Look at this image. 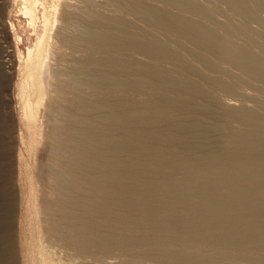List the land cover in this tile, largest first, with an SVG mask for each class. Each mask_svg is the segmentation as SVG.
Returning <instances> with one entry per match:
<instances>
[{
    "label": "bare ground",
    "instance_id": "obj_1",
    "mask_svg": "<svg viewBox=\"0 0 264 264\" xmlns=\"http://www.w3.org/2000/svg\"><path fill=\"white\" fill-rule=\"evenodd\" d=\"M38 1L40 0H25L24 3L25 5L22 7L23 13L22 12L21 13L22 14L32 13V11L35 10V6H37L38 3L41 5L43 9L42 10L43 18L41 17V19L44 22L43 24L44 30L42 33L39 34V32H36V29L34 28L35 24L33 25V28H29L31 29V33L30 31L29 33L30 34L33 33L34 35V42L31 46L28 45V47H26L25 55H24V63L27 66L26 69L29 67L28 70L32 71L34 65L39 66V70L38 72H36V74L38 73L36 75V77L38 76L36 80H38L39 93L43 99L44 94H47L48 91H52L55 88V81L60 77H62L61 74L63 73L60 72L61 73L60 74L57 72V70H55L58 66V65L56 66L57 61L55 59L59 58L62 61V58L55 56L54 54L55 51L53 52L50 46L48 47V44L46 45L48 48L45 47L46 30L49 23V18L51 17V15L49 16L46 15L45 13L46 11L45 8L47 6L45 5V3L47 0L46 1L41 0V2ZM51 1L53 2V0ZM141 1L140 0L137 1V3L141 2L143 4V6H140L141 9H138V11L140 12V14H146V16L144 15L145 16L144 22L151 24L150 27L151 26L158 27L160 32L163 33L165 36L172 37L176 41L178 48L171 47L169 44L166 43L165 40L161 41V40L149 38L143 33L141 34L137 31L131 34L129 33L130 36H124L121 31L122 29H116L115 32L113 31V34H111V32L108 31L99 32V30L97 29L95 30L94 28L90 29L91 31H89L88 30L89 26H85V21L82 18L79 19V21L75 19L76 10H72L73 6H75V2L73 5L70 2V0L58 1L60 6L59 7L56 6L57 8H55L56 10L52 15L51 22L53 26L51 27L53 28L54 31L52 34H50V38L52 39L50 43H53L54 45H58V44L64 46L68 45V48H70L71 50V52L68 51L70 52L69 54L71 56H74V53L76 51V44L74 37L75 30L76 28L83 27L86 29L84 32L85 36L89 35L90 37L89 40L91 41V48L97 49L98 51H100L101 53H105L106 55V58L100 61H97L95 58L91 56H90L91 60L88 61V59L86 58L87 55L86 56L80 55V57L82 56L81 59L83 63L81 64L82 66L78 68V72L76 71L75 67L77 66L78 63L77 60L79 61V59H76L77 56L73 57L71 61L67 60L69 62V63L67 62L68 63L67 68L70 71L68 69L66 70L65 68V70L68 71V73L69 72L70 73L66 74L67 72L64 71L66 72L65 73L66 77H64V79L67 80L68 86H70L71 91L73 90L75 93H81V95L74 94L73 97L71 98V104L73 105V107L81 111L90 110L91 113L101 112L98 113V116H96L98 120L95 123L92 121H88L86 118L81 120V122H84V125L87 124V127L89 129L88 134L86 132V126H85V131L81 132L80 134L81 137L79 139L75 138L74 144L70 147V150L76 154V158H77L76 162L71 165V168H73L76 173L73 179H71L70 182H67L65 184V197L68 199V202L71 204V206L72 205L77 206L79 215L76 213L78 216L75 215L74 219L78 218L80 223L66 225L67 226L66 228L69 232L65 234L66 240L64 241V244L66 246V249L69 248V250L71 249L73 251H76V253L79 252L83 256L84 253L87 254L86 248H87V244L89 243L90 246L95 247L96 251L100 253L99 256L97 257L98 259L96 260H102L101 258H104L106 255L110 254L109 252H108L109 254L107 253L105 254V251H113V253L111 254V258L112 257L118 258V260H120L119 258L122 257L123 260L130 259V260H134L136 263L139 264L145 262L147 264H200L204 261H207L208 258L213 259L214 261H219V263L222 261L227 264L233 262H235L236 264H240L238 260L232 259V256L228 253H223V252L217 253L215 251V248L213 247L214 243L212 242L203 245L199 243H192L189 240H187L188 237L186 234H184V230L186 229L185 225H187V222L184 218H188L191 221L202 222L203 219L205 218V215L203 214V212H197V211L183 212V214H173V212L170 209H168L167 206L164 204V199L170 198L175 200V202L179 203V202H183L184 199L187 197H192L193 199H198V201L202 202L204 207H207V210L215 211L217 209L218 213L223 209L222 202L224 200L246 203L247 206L245 208V214H244L246 218L244 220L240 219V221H244L249 224L247 231L246 230L243 231L238 228V224L236 222L237 218H233V220L229 224L224 225V222H222L221 224H217L220 226H215V227H221L222 225L221 229L224 234L222 233L223 235L221 237V241H224L226 243L236 242L240 246L246 243L247 246L252 245L254 247L264 248V186H263L264 185V116L263 114H259L253 111L250 107H248L249 105L246 106L245 104H241V106L238 107V109H236V108H232L231 103L229 104L225 99H224L225 102L221 101L224 104H226L227 107H230L232 109V111L230 110L231 117L234 120H236L241 127H244L245 129L243 131L240 130L239 128L238 129L226 128L225 130L229 132V139L228 142L226 141L227 143L225 144V146H223V148L230 146L233 147L238 152L242 151L243 153L245 152L246 154L257 155L255 156V159L252 162L251 168L244 165L243 160L239 157L241 153H238L239 155L238 156L235 152H233L234 153L233 155L229 156L228 160H220L218 158L204 156L194 160L184 159L181 161L180 158H178L173 151L166 152L168 149L165 148L161 149L160 148L161 146L160 147L158 146V144L163 142L176 143L181 137V136L179 137L176 133H173V130L177 128V123H178V122L175 123L174 121V111H176L177 109L175 107V103H174L175 101L172 100L159 101V100H155L156 98L152 101L151 99H146L145 97L144 99H142V101L135 103L131 100H128L127 98L125 99V98L113 96L112 94H110V92L114 89L116 90L125 89V90H132L137 94L145 95L146 92L147 93L154 92L155 90L153 89V87L155 85L166 83L165 81H163L165 74L162 72H159L161 74H155L154 75L155 78L149 80L150 83L147 84L143 83L142 81L140 82V79L136 75L129 74V72L121 76L113 75L112 73L113 70H120V71L124 70L123 68L124 66L127 65V63L126 61L122 60L121 57L122 56H124V58L127 57V55L129 54V50L131 48L137 50L139 53L141 52L148 56H159L165 61L172 62V64L176 66L179 71L186 72L191 75L193 74L196 76H199L202 73L193 66L184 62L183 57L181 56L182 52H185L186 55H190L196 59L198 58L200 60H203L208 66H210V68L213 69H215L216 65L219 64L220 62L222 64L225 63L227 78L225 81L223 80L224 82H216L217 80H214L213 78H209V80L213 84H215V87L216 86L219 87V89L225 91L224 93H226L232 90L233 85L240 84L245 86L248 83L253 82L255 83L257 91H264V59L260 58L251 49L250 44L254 43L257 32L248 26V23L253 22L259 27L263 28L264 31V16H262L263 14L261 15L260 13L264 11V0H216L220 4L224 5L228 12L241 19V22L237 24L231 23L227 18L224 19L215 18L210 12L209 8L207 9L206 7L200 5L196 0H141ZM157 2L161 3L164 6V8L169 6L175 8L177 12H182L183 14L186 13L197 16L203 19L204 21L209 22L211 26H207L195 22L193 20H189L188 18L181 16L177 12L174 14H170L167 13L164 9L163 11H159L160 6L156 7L154 5L158 9L156 10L153 8V4L154 3L157 4ZM137 3H135L136 5L134 4L133 5L137 6L138 5ZM21 5L22 4H20V6ZM137 8H139V6ZM17 9L15 14L16 13L20 14L19 12H17ZM114 18L115 19L112 18L113 21L116 22L119 26L121 25L123 26V24H128V26H131L130 23H128L125 20H122L121 18H116V17ZM25 22H22V24L23 23L25 24ZM18 23H20V21ZM28 25L24 27H28ZM24 27L23 29H25ZM0 31H2V27ZM15 39L19 40V38H15ZM29 42L31 43L30 40ZM212 43H216L221 48V57L216 61L211 60V58H207L203 51V48L205 46H208ZM63 47L61 46V48ZM58 48L60 49L61 52L60 46ZM63 49L65 50V48ZM3 51H4L3 45L0 43V88L1 87L4 88L5 86L4 80L6 77L4 76V70H3V66H4ZM65 51L67 53V50ZM49 53H51L50 56L53 55L57 57V58H52L53 56L51 57L53 60L56 61L54 62L56 63L55 64L56 68L54 67L55 69L53 70L51 69L52 67L50 68L48 66L49 64L47 63L50 58L48 57L49 59L47 61V57L44 56L45 54H47L48 56ZM110 53L114 55H111ZM61 55L63 56L65 54L62 53ZM61 55L59 53V56ZM63 58L65 59V56H63ZM86 60L87 63L97 62L98 64L104 66L105 69L101 71L98 70V71L90 72L89 74L86 73V71L84 70L81 71L80 68L83 67V65H86L85 64ZM63 63L65 64L66 62L63 61ZM63 63L61 62L58 64L62 65ZM131 63L132 62H130V65L133 64ZM135 63L136 65L138 64V66L141 65L144 70L148 69V67L152 65L150 63H149L150 65H148L146 62H142L139 60H137L136 62L134 60V64ZM63 66H59V67L64 68ZM133 66L135 68V65ZM79 72L83 74V76H91L92 79L90 84L88 83V81L83 80V76L81 79H79ZM156 73L158 72L156 71ZM30 74L31 72L27 74L26 71L25 77L26 76L28 77V75ZM152 74H154V72ZM47 78L52 79L53 81L52 86H50L51 84L48 85V83H52V81L51 82L49 80L46 81ZM142 79H144V77ZM171 79H175V78L171 77ZM170 81L169 84H167V86L170 85V83H173V81L172 82ZM177 81L179 82L172 84L175 88H178L180 90H186L190 92L191 95L193 94L207 99L215 98L209 90L203 88L194 81L181 82L178 79ZM108 82H110V84H108ZM139 82L141 84L143 83L142 86ZM29 84H31V82ZM86 85H91L90 91H95L98 93L102 91H107L109 93L108 94L109 96L104 97L103 100H90L89 102H87L86 101L87 98L85 99V94L87 92L86 93L84 92L86 90ZM41 103L43 104V106H45L43 100ZM71 117H72V124L73 123L75 124V122H77L74 120L77 118L76 115L73 114L71 115ZM159 123L166 124L165 130L157 126ZM79 124H83V123H79ZM196 125L197 123H193V126ZM181 126L182 125H180L179 127ZM213 127L216 126H207L205 128L206 130L211 132L218 130V129L216 130ZM125 128H129L131 130L133 137L136 139L133 145L130 147H127L128 145H130L127 142H121L119 140L112 141L110 139H107L106 138L107 136L105 137L103 134H94L92 132V130H99L102 133H105L110 129L121 130ZM147 128H150L151 131L146 130ZM72 129L74 131H77V129L75 130L74 126H72ZM146 138H150V140L159 143H156L153 146H149L143 142L145 141ZM90 146L93 147L92 149L93 151L91 150L93 155L96 154L94 147H101L103 150H105L106 155H100L104 159H102L101 161H97L96 164H91V163L86 164L85 162L86 155H88V152H90ZM188 149H189L188 147L185 148L186 151H188ZM227 150L225 152H227ZM194 163L201 164L207 167L208 175L205 174L206 177L204 178L201 175V177L204 179V184L203 182H201L203 185L197 184L195 182L197 176H196V170L193 169V167L195 166ZM116 169H121L120 173H117ZM178 170L187 171L189 173L187 174L189 176H187L186 179L185 177H183V179L185 180L182 182L175 180L176 178L179 177H176L175 179L174 177L172 178L174 171H178ZM163 175H166V178H163ZM201 177L199 180H201ZM205 178H206V182H205ZM100 180L107 182L111 186L121 188L123 189V191L127 188L128 190H130L131 188L135 187V192L137 191L140 197L145 196L147 198L145 201L144 200L141 202L139 201V204H145L149 208L150 207L159 208L162 212H164V216L166 215V218L171 220L158 221L151 216H144L142 214H135L132 217L130 216L128 217L125 216L126 214L121 215L119 213H116L117 210L116 208H114L116 211L115 212L113 211L114 212L113 214H111L110 212L107 214V216L105 215L107 218L101 217L102 218L101 222L102 224H104L103 226L106 225L108 226V228L111 229L112 231L111 237L109 235L108 236L105 235V233L102 234L101 232L103 231L100 232V230L93 229L92 227L91 229L88 228L87 227L88 224L86 225V219L92 220L94 218L93 217L92 219H88V214L90 213L88 209L86 210V203L88 204L89 202L87 194L90 191L93 192V188L89 187V183L97 187V183L99 182L100 184ZM241 182H245L247 184L246 188L240 186ZM206 191H211L213 194H215V196L210 197L212 193L208 192L209 194L211 193L209 195L206 194ZM81 193H85L84 196H82ZM255 196H261V198H259L257 201L255 199ZM133 197H135V195ZM118 198L115 196L114 198H107L106 196L105 198H103L104 199V202L102 201L103 205L109 206V205L118 204V205H123L125 207H131L132 202L135 201L134 200L135 198L131 199L130 197L128 198L121 197L119 199ZM98 204H96V206ZM76 210L77 209H75L74 211ZM225 210L226 208L222 210V213L225 212ZM70 213L74 214V212L72 211H70ZM64 216L67 218L66 221L68 222L70 221L69 223L73 222L72 214L67 213ZM241 216L242 215H239L238 217ZM98 218L100 217H97L96 220ZM199 224H204V223H199ZM208 241L209 240H207L206 238L205 243H208ZM212 251L214 253L210 254ZM134 252L135 254H133ZM203 254L205 255V257L203 256ZM77 255L79 254L77 253ZM41 256L42 257L40 258L41 259L40 264H72L70 261H65V260L61 261L59 260V258L58 260H56V257L54 259L56 262H54L52 259L53 256H51L47 252H42ZM256 258L264 259V257H256Z\"/></svg>",
    "mask_w": 264,
    "mask_h": 264
},
{
    "label": "rangeland",
    "instance_id": "obj_2",
    "mask_svg": "<svg viewBox=\"0 0 264 264\" xmlns=\"http://www.w3.org/2000/svg\"><path fill=\"white\" fill-rule=\"evenodd\" d=\"M18 1L0 0V22L2 23H0V30L2 27V31H0V43L3 45L4 48L3 70L4 76H6L4 80V88H0V264H40L42 252H47L51 256H53L52 259L54 262H56L54 260L56 257V260H58L59 258V260L61 261H70L72 264H139L136 263L134 260H123L122 257L119 258L120 260H118V258H111V254L113 253V251H105V254H110L106 255V258H101L102 260H96L98 259L97 257L100 253L96 251L95 247L90 246L89 243L87 244L86 248L87 254H83L84 257L79 252H77L79 254L77 255L76 251H73L71 249L69 250L68 247V249H66V246L64 244V241L66 240L65 234L69 232L66 228V225L80 223L78 218L74 219L75 215H79L77 206H71V204L68 202V199L65 197V184L67 182H70L76 173L74 169L71 168V165L76 162L77 158L76 154L70 150V147L74 144L75 138L79 139L81 137L80 134L81 132L85 131V126L86 132L88 134L89 129L87 127V124L84 125V122H81V120L86 118L88 121H92L95 123L98 120L96 116H98V113L101 112L91 113L90 110L81 111L75 109V107H73V105L71 104V98L74 94L81 95V93H75L73 90L71 91L70 86H68L67 80L64 79V77H66V72V74L70 73L66 71L68 69L67 64L69 63L68 61H71L73 59V57L77 56L76 59H79V61L77 60L78 63L75 67L76 71L78 72V68L82 66L81 64L83 63L81 59L83 55H87L86 58L88 59V61L91 60V57L95 58L97 61H100L106 58V55L105 53H101L97 49L91 48V41L89 40L90 37L89 35L85 36L84 32L86 29L83 27L76 28L75 30L74 37L76 51L74 53V56H71L69 54L71 50L70 48H68V45H54L53 43H50L52 41V39L50 38V34H52L54 31L51 27L53 26L51 22L52 15L56 10L55 8L60 6L58 1L61 0H53V2L51 0H47V2L45 0V5H47L45 8V13L46 15H51L46 30L45 47H47L46 45L48 44V47L50 46L51 50H53V52H56H54L55 56L61 57L62 61L59 58L55 59L57 62L53 60L52 58L57 57L53 55V57L50 56L51 53H49L48 56L47 54H45L44 56L47 57V61L50 58L49 61L46 62L49 64L47 65L50 68L52 67V70L55 69L58 65L57 68L59 69L56 68L55 70H57L58 73L61 72L63 74L60 73L62 77L55 81V88L52 91H48L47 94H44L42 99L39 93L38 80H36V78L38 77H36V75L38 74H36V72H38L39 66L34 65L32 71L28 70L29 67L26 69L27 66L24 63V55L26 47H28V45L31 46L34 42V35L33 33L30 34L31 29L29 28H33V25L35 24L34 28L36 29V32H39L40 34L44 30V22L41 19L43 9L38 3V8L37 6H35V10L33 9L34 11H32V13H29L30 15L28 13L22 14V7L25 5V0ZM137 1L138 0H70L73 5L75 2L76 7L73 6L72 8V10H76L77 15L75 14V19L79 21V19L82 18L85 21V26H89V29L87 28L89 31H91L90 29L94 28L95 30H99V32L108 31L113 34V31L115 32L116 29H122L121 31L124 36H130L131 33H135L137 31L141 34L143 33L149 38L161 41L165 40L166 43L169 44L171 47L178 48L176 41L172 37L165 36L163 33L160 32L158 27H150L151 24L144 22L146 14H140V12L138 11V9H141L140 6H143V2L140 0L142 3H137ZM196 1L207 9L209 8L212 15L217 19L227 18L231 23L234 24L241 22V19L239 17L228 12L225 6L217 2L216 0ZM38 2H41V0ZM133 2L137 3L138 5L134 6L136 4ZM12 3L14 4V6ZM20 4L22 5L20 6ZM154 5L156 7L160 6L159 11H163L164 9L167 13L170 14H174L177 12V10L173 7L167 6L164 8V6L159 2H157V4H153V8L158 10ZM138 6L139 8H137ZM17 7L19 10L17 9ZM15 8L20 14H15ZM177 13H179L183 17L188 18L189 20H193L200 24L211 26L209 22H206L197 16L186 13L183 14L182 12ZM260 13L261 15L263 14L262 16H264V11ZM39 17L41 20L39 19ZM114 17L121 18L122 20L127 21L131 24V26H128V24H123V26H119L116 22L113 21V19H115ZM27 18L30 19L28 20ZM19 21L20 23H18ZM22 22H25V24H22ZM28 24L30 25V27ZM26 25H28V27H24ZM248 26L257 32L254 43L250 44L251 49L260 58L264 59L263 28L259 27L253 22L248 23ZM23 27L25 29H23ZM14 37L19 38V40H16ZM29 37H31L32 39ZM29 40L31 41V43L29 42ZM59 46L60 48L61 46H64L63 48L67 50V53L63 48H61L60 52V49L58 48ZM54 47L58 49H55ZM203 51L205 56L207 58H211V60L216 61L221 57V48L216 43H212L208 46H205L203 48ZM58 52L60 53V55L62 53L65 54L63 55L65 56V59L62 55L59 56ZM132 53L134 56L132 55ZM80 55L82 56L80 57ZM181 56L183 57L185 63L193 66L202 74L196 76L193 74L191 75L189 73L179 71L178 68L174 66L170 61H165L159 56H148L144 53H139L137 50L131 48L127 57H121V59L126 61L127 63V65L123 68L125 71L113 70V75L121 76L129 72V74L136 75L140 79V82L142 81L143 83L147 84L150 83L149 80L155 78V74H161L159 72H162L165 74V80L163 79V81H165L166 83L155 85L153 87V89L155 90L154 92L147 93L144 90L146 92L145 95L137 94L132 90L125 89H114L110 92V94L125 99L127 98L128 100H131L135 103L142 101V99H144L145 97L146 99H151L152 101L155 98V100L159 101H175L174 103L177 109L176 111H174V121L175 123H178L177 128L173 130V133H176L179 137H181L176 143L163 142L158 144V146H161V149H168L166 152L173 151L177 155V157L180 158L181 161L184 159L194 160L204 156L218 158L220 160H228L229 156L233 155V152H235L237 155L238 153H241L240 156H238L243 160L245 166L251 168L252 162L255 159V156L257 155L246 154L242 151L238 152L233 147L227 145V147L223 148V146H225L229 139V132L225 130L226 128H239L243 131L245 129L244 127H241L238 122L231 117L230 114L232 109L230 107H227V105L221 101L225 102L226 100L229 104L231 103L232 108L236 109H238L241 104H245L246 106L249 105L248 107H250L253 111L259 114H263L264 116V113H262L264 112V91H257L255 83L251 82L245 86L240 84L233 85L232 90L230 92L224 93L225 91L219 89V87L217 86L215 87V84H213L209 80V78L217 80L216 82H224L227 78L225 63L222 64L220 62V64L218 62L219 64H217L216 68L213 69L210 68V66H208L203 60H200L198 58L196 59L190 55H186L185 52H182ZM50 60L52 61V63ZM134 60L135 62L139 60L142 62H146L148 65H152H150L148 69L144 70L141 65L138 66V64H134ZM63 61L66 63L64 64ZM54 62H56L57 64ZM61 62L63 63L62 65L58 64ZM130 62H132L133 64L131 63L132 65H130ZM85 64L86 65H83V67H81L80 69L81 71H86V73L88 74L90 72L98 70L101 71L105 69L104 66L98 64L97 62L87 63L86 60ZM133 65H135V68ZM59 66H63L64 68ZM24 68L27 71V74L31 72V76H26L28 80L25 77L26 71L24 70ZM156 71L158 73H156ZM153 72L154 74H152ZM142 75L144 79H142ZM82 76L83 74L79 72V79H81ZM171 77L175 79H171ZM50 79L47 78L46 81L49 80L51 82L52 79ZM91 79V76H83V80L88 81L89 84L91 82ZM177 79L181 82L194 81L203 88L209 90L215 98L207 99L197 95H191V93L186 90H180L178 88H175L172 84L178 83L179 81H177ZM169 81H173V83H170V85L167 86V84H169ZM30 82L31 84H29ZM49 84H51L50 86H52L53 81L52 83H48V85ZM108 84H110V82H108ZM90 89L91 85H86V90L84 92H87L85 94V99L87 98V102H89L90 100H103L104 97L109 96V93L107 91H102L98 93L95 91H90ZM217 96H220L221 99ZM42 100L45 103V106H43V104L41 103ZM73 114L77 117L76 119H74L77 122L73 120L75 122V124L73 123L74 125L72 124L71 117V115ZM193 123H197V125L193 126ZM165 125L166 124L164 123H159L157 126L165 130ZM180 125L182 126L179 127ZM72 126H74L75 130L77 129V131H74L72 129ZM204 126H216L213 128L218 130L211 132L206 130ZM146 130L151 131L150 128H147ZM92 132L94 134H103L105 137L107 136V139H110L112 141L119 140L121 142H127L130 144L127 147L132 146L134 141L136 140L133 137L129 128L121 130L110 129L105 133H102L99 130H92ZM143 142L149 146H153L154 144L159 143L150 140V138H146ZM186 147L189 148L188 151L185 150ZM94 148L96 154L93 155V153L91 152L93 147L90 146V152H88V155H86V164H96L97 161H101L102 159H104L100 155H106V151L103 150L101 147ZM223 149H226L227 152H225L226 150ZM194 164L195 166L193 167V169L196 170L197 176L195 182L197 184H202L201 182H203L204 184L203 178L208 175L207 167L201 164ZM116 171L117 173H120L121 169H116ZM187 174H189L187 171H174L172 178L174 177L175 179L176 177H179L175 180L182 182L187 178V176H189ZM201 175L203 178L201 177ZM183 177H185V179H183ZM200 177L201 180H199ZM163 178H166V175H163ZM240 186L246 188L247 184L245 182H241ZM89 187L93 188V192L90 191L87 194L89 202L88 204L86 203V210L88 209L90 213L88 214V219H92L93 217L94 218L92 220L86 219V225L88 224L87 227L90 229L92 227L93 229L100 230V232L103 231L101 232L102 234L105 233V235L107 236H112L111 229L108 228V226L106 225L103 226L104 224H102L101 222V217H106L107 214L110 212L111 214H113L116 210V213H119L121 215L126 214L125 216L128 217H132L135 214H142L144 216H151L158 221L171 220L166 218V215L164 216V212H162L159 208H149L145 204H139V201H145L147 198L145 196L140 197L139 193L137 191L135 192V187L131 188L130 190H128L127 188L123 191V189L111 186L103 180H100V184L99 182L97 183V187L93 186L90 183ZM208 192L211 191H206V194H209ZM81 194L82 196H84L85 193ZM134 195L135 197H133ZM102 196L103 198H105L106 196L107 198H114V196L117 198L130 197L131 199L135 198V201L132 202L131 207H125L123 205L118 204L105 206L103 205L104 199L102 198ZM211 196H215V194L212 193L210 197ZM187 198H185L183 202L179 203L175 202V200L170 198L164 199V204L167 206L168 209L173 212V214H183V212L197 211L203 212V214L205 215V218L202 222L191 221L188 218H184L187 222V225H185L186 229L184 230V234H186L188 237L187 240L192 243H199L203 245L212 242L214 243L213 247L215 248V251L217 253H228L232 256V259L238 260L240 264H264V259L256 258L264 257V248L254 247L252 245L247 246L246 243L240 246L236 242L226 243L224 241H221V237L224 234L221 229L222 225L221 227H215L220 226L217 224H221L222 222H224V225L229 224L233 220V218H237L236 222L238 224V228L240 230L247 231L249 224L244 221H240V219L244 220L246 218L244 216L245 208L247 206L246 203L224 200L222 202V206L223 209L226 208V210L222 213V209L220 211L221 213H218L217 209L215 211L207 210V207H204L203 203L198 201V199H193L192 197ZM259 198H261V196H255V199L257 201ZM96 204H98V207L96 206ZM114 208H116V210ZM75 209L77 210L74 211ZM69 210L74 212V214L70 213ZM67 213L73 215V222L69 223L70 221H66L67 218L64 215ZM239 215L242 216L238 217ZM97 217H100L98 218L99 220H96ZM224 217L226 220L224 219ZM206 238L207 240H209L208 243H205ZM212 253L214 252L212 251L210 254ZM133 254H135V252ZM204 254L203 256L205 257ZM141 264L147 263L145 262ZM200 264L227 263L222 261L219 263V261H214L213 259L208 258L207 261H204ZM230 264L236 263L233 262Z\"/></svg>",
    "mask_w": 264,
    "mask_h": 264
}]
</instances>
